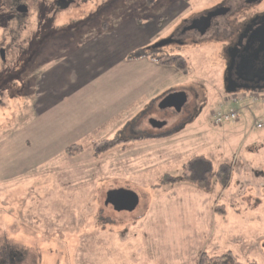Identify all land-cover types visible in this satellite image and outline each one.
<instances>
[{"label":"rangeland","instance_id":"obj_1","mask_svg":"<svg viewBox=\"0 0 264 264\" xmlns=\"http://www.w3.org/2000/svg\"><path fill=\"white\" fill-rule=\"evenodd\" d=\"M33 1L16 37L18 45L28 43L26 53L18 60L21 50L11 46L8 64H0V264H30L33 255L40 264H199L204 252L264 264V89L228 94L215 45L152 52L149 47L168 33L166 21L157 26L163 1L150 17L143 0H75L54 15L43 0ZM210 2L194 0L190 8H209ZM165 4L176 27L189 5ZM5 22L0 16V27ZM5 32L0 28V40ZM177 51L186 58L188 75L141 106L110 113L96 132L65 134L61 124L49 125L47 110L38 106L59 99L63 86L73 92L98 65L119 56L160 60ZM172 90L188 95L183 113L192 112L195 97L204 105L185 127V118L158 106ZM221 106L238 110V120L214 125ZM149 119H168V127L156 129ZM76 140L82 151L71 156L65 151ZM205 159V170L231 165L227 188L214 183L200 189L184 181L205 178L196 168ZM165 176L171 184L157 188ZM125 189L139 196L136 211L105 205L108 192Z\"/></svg>","mask_w":264,"mask_h":264},{"label":"flooded vegetation","instance_id":"obj_2","mask_svg":"<svg viewBox=\"0 0 264 264\" xmlns=\"http://www.w3.org/2000/svg\"><path fill=\"white\" fill-rule=\"evenodd\" d=\"M31 1L0 0V16L4 15L6 17L5 24L2 23L0 27L4 31L6 30L2 40H0L1 65L8 64L7 59L11 52L10 49H12L11 46L18 48L16 50H21L18 60L27 51L28 43L24 41L26 43L21 42L22 45H18L16 37H19L21 32L26 28L24 20L30 17ZM73 1L74 3L76 2L75 0ZM159 1H163V13L158 15L157 26L160 28V23L166 21L164 31L166 30L168 33L166 34L163 31L164 36L161 35L162 39L149 47L152 52L161 51L165 48L171 49L172 47L197 49L202 46L216 45L220 49L219 52L222 55L221 60H223L224 64L222 67L224 87L226 86L225 79L229 77L228 75L232 76L235 86L243 87L238 92L252 91L254 86L255 88L258 87L256 84L264 87V56L258 51L262 47V51L264 50V46H262L264 45V0H211L209 8L203 9H191L190 7L194 0H181L185 6L189 5V11L182 18L179 17L180 23L176 27L172 26L170 22L172 20L166 16V13L170 10V6L166 5L168 3L165 4L166 0ZM42 3L43 7L50 6L54 15L62 8L65 2L61 0H52L50 2L43 0ZM148 6L145 9L146 14L148 15L149 12L152 15V8H155L153 6V0H148ZM210 15V20L206 19ZM148 17L150 16L148 15ZM153 33L157 35L161 32L157 30ZM10 39H12L11 43H9ZM162 44H164L163 47L158 46ZM177 52H166L165 58L177 57L179 55ZM18 60L15 59L13 62H18ZM249 62L251 63L252 70H258L257 76L250 73ZM219 73H221V70H219ZM193 101H195L196 107L194 105L192 112L186 111V113H183L182 109L180 113H177L174 109H169L172 113L178 115L179 119L182 120L185 118V121L182 123L183 127L190 122L192 123L194 118L200 112L202 113L204 109V105H200L196 97ZM1 103L2 100L0 99ZM183 114L184 116L180 117Z\"/></svg>","mask_w":264,"mask_h":264},{"label":"crops","instance_id":"obj_3","mask_svg":"<svg viewBox=\"0 0 264 264\" xmlns=\"http://www.w3.org/2000/svg\"><path fill=\"white\" fill-rule=\"evenodd\" d=\"M157 60L148 54L137 58L119 56L103 67V64L98 65L96 74L89 76L83 85H76L73 92H68L69 89L62 84L64 89L60 91L62 86L57 89V93L60 91L59 99L38 106L47 110L43 113L48 118L49 125L61 124L59 130H63L65 134L68 132L76 135L81 129L96 132L107 124L106 121L112 117L110 113L115 115L122 110L128 111L135 106H141L144 101L155 98L161 92L160 89L171 80L186 76L175 67L158 64ZM104 75H112L113 78L109 83H97V80L89 82L90 78L94 80L97 76ZM40 95H43V90ZM103 104L108 106H101ZM52 109L56 110L51 114ZM77 141L69 145L77 144Z\"/></svg>","mask_w":264,"mask_h":264},{"label":"trees","instance_id":"obj_4","mask_svg":"<svg viewBox=\"0 0 264 264\" xmlns=\"http://www.w3.org/2000/svg\"><path fill=\"white\" fill-rule=\"evenodd\" d=\"M159 0H153V6L156 7L158 4ZM143 9L145 10L146 8H148V0H143ZM106 5V4H105ZM105 7V6H104ZM99 8V10L97 12H99V15L101 13H103V11ZM106 13V12H105ZM94 18V17H93ZM92 18V19H93ZM90 20V19H88ZM81 25H83L82 23H79L77 26L78 28L81 27ZM109 27L107 26V23L104 25H102V31L106 32L109 30ZM158 64L160 65H168V66H172L177 68V70H179L183 75H188L189 73V66L186 58L184 56L178 55L177 57H166L164 59H160L157 60ZM82 151V147L77 144L75 146H71L69 148L66 149L65 152H67V154L73 156V155H77V153ZM196 159L193 161L195 162ZM206 161V159L204 160ZM207 161L205 163H203L202 167L197 166V170L198 171H202L204 173V177L203 179L199 177H195V175L187 177L186 179L184 178V181L189 182L191 184H195L196 186H198L200 189H210L212 187V185L215 183L217 185H219L222 189H225L228 187L229 182H230V178H231V174L233 171V168H231L230 164H221L217 167V170H205L207 168L206 166ZM190 166H192L190 164ZM189 166V167H190ZM190 170L192 173H196L197 171L193 170L192 167H190ZM168 177L169 176H165L163 177L160 181H159V185L157 186V188L163 187L164 185H168L171 184L168 181ZM190 178V179H188ZM220 211V210H219ZM221 212V211H220ZM31 258V263L30 264H40L41 258L39 257V255H33L30 257ZM199 264H241L238 261H236V259H234L232 257V255L226 254V255H221V257H214L211 256L210 254L204 252L202 253V255L199 258Z\"/></svg>","mask_w":264,"mask_h":264},{"label":"water","instance_id":"obj_5","mask_svg":"<svg viewBox=\"0 0 264 264\" xmlns=\"http://www.w3.org/2000/svg\"><path fill=\"white\" fill-rule=\"evenodd\" d=\"M62 2H65L62 6L63 9H67L71 6L72 3H74L73 0H70L67 2V0H61ZM211 15L208 16L206 19L210 20ZM159 47H163L164 44L158 45ZM264 46V45H262ZM263 48V47H262ZM262 48L259 51L260 54L264 56V50L262 51ZM250 63V62H249ZM250 73L257 76L258 70H252L251 63H250ZM225 79L226 83V92L228 94H236L239 90H241L243 87L241 86H235V82L232 80V76L228 75ZM258 87L255 88V86L252 88V90H262L264 87L259 86V84H256ZM188 103V96L186 92L179 91V92H173L168 93L167 96H165L159 103V108L161 110H168L170 108L174 109L177 113H180L182 109L187 105ZM150 125H152L154 128H165L167 125L166 122L162 121H156L154 119H150L149 121ZM106 206H111L114 208L117 212H134L137 210V206L140 203V198L138 195H136L134 192L129 190H113L107 193L106 195Z\"/></svg>","mask_w":264,"mask_h":264},{"label":"built area","instance_id":"obj_6","mask_svg":"<svg viewBox=\"0 0 264 264\" xmlns=\"http://www.w3.org/2000/svg\"><path fill=\"white\" fill-rule=\"evenodd\" d=\"M234 103V102H233ZM235 104V103H234ZM224 107V109L216 110L213 113L212 116V123L216 126H224L226 124L236 122L239 118V111L228 108L227 106H221ZM263 127V124H259L258 128L261 129Z\"/></svg>","mask_w":264,"mask_h":264}]
</instances>
